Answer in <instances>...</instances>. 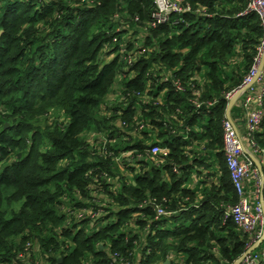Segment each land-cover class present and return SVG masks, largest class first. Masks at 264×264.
<instances>
[{
	"label": "trees",
	"instance_id": "1",
	"mask_svg": "<svg viewBox=\"0 0 264 264\" xmlns=\"http://www.w3.org/2000/svg\"><path fill=\"white\" fill-rule=\"evenodd\" d=\"M248 3L157 23L156 0H0V264H235L255 239L264 264L223 151L264 33ZM212 155L218 183L189 187Z\"/></svg>",
	"mask_w": 264,
	"mask_h": 264
},
{
	"label": "built area",
	"instance_id": "2",
	"mask_svg": "<svg viewBox=\"0 0 264 264\" xmlns=\"http://www.w3.org/2000/svg\"><path fill=\"white\" fill-rule=\"evenodd\" d=\"M179 1L181 0H161L158 3L156 0L160 9L159 13L154 14L156 22H166L171 10L182 11L183 8L179 5ZM248 1L247 10L243 15L249 13L257 14L260 17L264 30V0ZM186 10L189 11L190 8L187 7ZM226 100L227 106L223 120V151L232 185L239 195V202L231 208L230 215L244 231L251 233L255 231L258 225L264 224V195L263 190L260 191L259 187H263V182L261 181V172L255 166L253 156L250 153V148L259 154L260 152H264L260 150L255 141V134L260 129L264 120V33L250 70L243 82L236 89L226 94ZM208 105L211 106L213 103H209ZM237 105H240L243 109L250 148L245 144L233 116V108ZM200 106L201 104L197 105L198 108ZM163 151L166 152L167 150L156 145L150 152L153 155H157ZM250 176L257 178V187H259L255 192L253 202L245 190V182ZM159 214H165V212L159 210ZM262 235L263 232L257 238H260ZM257 243L258 240L255 239L248 249ZM238 264H260V255L253 250L246 254Z\"/></svg>",
	"mask_w": 264,
	"mask_h": 264
},
{
	"label": "crops",
	"instance_id": "3",
	"mask_svg": "<svg viewBox=\"0 0 264 264\" xmlns=\"http://www.w3.org/2000/svg\"><path fill=\"white\" fill-rule=\"evenodd\" d=\"M241 114L238 112L236 116H234L239 132L247 146H249V141L247 139V128H246V121L243 115V109L241 106ZM250 153L253 156V160L255 162V166L259 168L261 172V181L263 182V195H264V170H263V161L259 153H256L250 148ZM211 167L209 169H205L204 167H198L195 165V168L193 170V178L191 181L188 183L189 187L196 188V187H203L204 183H206L208 186L212 184H217L219 181V177L221 175V167H220V162L219 159L216 155H212L208 158ZM139 168V165L136 166ZM262 168V170H261ZM177 170V169H176ZM177 173H179L177 171ZM257 184V178L254 176H250L246 182H245V190L248 195V197L253 201L254 200V195H255V185ZM257 186V185H256ZM198 199L201 198V195L199 194Z\"/></svg>",
	"mask_w": 264,
	"mask_h": 264
},
{
	"label": "water",
	"instance_id": "4",
	"mask_svg": "<svg viewBox=\"0 0 264 264\" xmlns=\"http://www.w3.org/2000/svg\"><path fill=\"white\" fill-rule=\"evenodd\" d=\"M261 170H262V168H261ZM264 238V230H263V235H262V237H261V239L260 240H262ZM259 242L260 241H258V243L256 244V245H254L252 248H250V249H248L237 261H236V263L235 264H238L239 262H241V260L245 257V255L246 254H248L249 252H251V251H253V250H255L256 249V247L258 246V244H259ZM170 263V261L169 260H167L165 263H163V264H169Z\"/></svg>",
	"mask_w": 264,
	"mask_h": 264
},
{
	"label": "rangeland",
	"instance_id": "5",
	"mask_svg": "<svg viewBox=\"0 0 264 264\" xmlns=\"http://www.w3.org/2000/svg\"><path fill=\"white\" fill-rule=\"evenodd\" d=\"M157 1H158V3H160L161 0H157ZM88 137H89V138H93L94 135H93V134H89ZM256 185H257V184H256ZM256 185H255V189H256V190L259 189V187H260V191L263 190V187H261V186L257 187ZM256 190H255V191H256ZM254 197H255V196H254ZM254 197H253V198H254ZM252 202H253V201H252ZM263 226H264V224H263Z\"/></svg>",
	"mask_w": 264,
	"mask_h": 264
}]
</instances>
